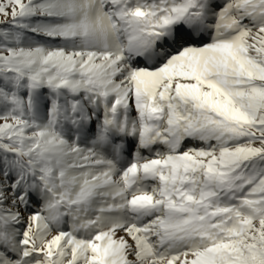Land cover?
I'll list each match as a JSON object with an SVG mask.
<instances>
[{"label": "snow or ice", "instance_id": "snow-or-ice-1", "mask_svg": "<svg viewBox=\"0 0 264 264\" xmlns=\"http://www.w3.org/2000/svg\"><path fill=\"white\" fill-rule=\"evenodd\" d=\"M0 264H264V0H0Z\"/></svg>", "mask_w": 264, "mask_h": 264}]
</instances>
